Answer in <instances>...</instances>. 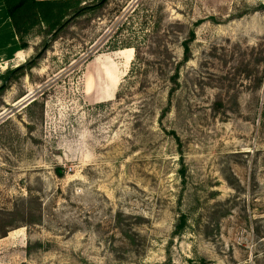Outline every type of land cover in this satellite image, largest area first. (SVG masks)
<instances>
[{
  "label": "rangeland",
  "instance_id": "obj_1",
  "mask_svg": "<svg viewBox=\"0 0 264 264\" xmlns=\"http://www.w3.org/2000/svg\"><path fill=\"white\" fill-rule=\"evenodd\" d=\"M107 1L0 71V264H264V0Z\"/></svg>",
  "mask_w": 264,
  "mask_h": 264
},
{
  "label": "trees",
  "instance_id": "obj_2",
  "mask_svg": "<svg viewBox=\"0 0 264 264\" xmlns=\"http://www.w3.org/2000/svg\"><path fill=\"white\" fill-rule=\"evenodd\" d=\"M4 2L7 7L8 13L11 17V20L13 22V25L15 27V30L19 36L21 47L23 49L29 47V42L27 40V37L34 29L40 27L42 28L41 30L43 35L48 36L62 25L63 23L62 21L65 19L66 16L72 14L71 11L61 12L62 7L66 5L68 2L72 3V1L65 2V1H38V0H4ZM81 2L82 0L73 1L71 5L79 4ZM107 2L108 1H106L104 4L100 6L90 8L89 12L91 11L92 13L98 14L99 11L102 10V8L105 6ZM48 15L50 16L48 17ZM44 17H48L46 28L43 27ZM63 32L64 30H62V33ZM60 34L61 33L55 34L53 40H56L60 36ZM193 39H194V31L190 30V37L185 43V55L182 62L188 61V59L191 56L189 44ZM34 66H36V63H32L28 66L21 65L15 69L8 68L4 72V76L6 77L11 76V79H17L22 76H25L27 74V69H30ZM178 77H179V69L176 68L174 73L170 77L171 80L173 81V84L175 85L172 88L171 93H173L179 85ZM6 87L0 88V95L4 92ZM181 174L183 176H186V171L184 166L181 169ZM15 211L16 210H10L7 211V213L5 214L0 212V238L6 236L8 231L14 228L15 219H13V217L17 214ZM184 222H185V217L182 215L181 221L177 227V232H180L184 228ZM37 245L41 246L40 243H38Z\"/></svg>",
  "mask_w": 264,
  "mask_h": 264
},
{
  "label": "crops",
  "instance_id": "obj_3",
  "mask_svg": "<svg viewBox=\"0 0 264 264\" xmlns=\"http://www.w3.org/2000/svg\"><path fill=\"white\" fill-rule=\"evenodd\" d=\"M38 1H77V0H38ZM68 2L66 5L72 4ZM26 49L21 47L19 36L15 30L4 0H0V71L8 69L16 62L19 67L25 61Z\"/></svg>",
  "mask_w": 264,
  "mask_h": 264
},
{
  "label": "water",
  "instance_id": "obj_4",
  "mask_svg": "<svg viewBox=\"0 0 264 264\" xmlns=\"http://www.w3.org/2000/svg\"><path fill=\"white\" fill-rule=\"evenodd\" d=\"M107 0H100L97 4H95L92 7H96V6H100L102 4H104ZM83 9H81L79 12H81ZM79 12H77L76 14H74L72 17H70L64 24H62L58 29H56L53 33L56 34L61 27L65 26L73 17H75ZM18 68V67H17Z\"/></svg>",
  "mask_w": 264,
  "mask_h": 264
}]
</instances>
